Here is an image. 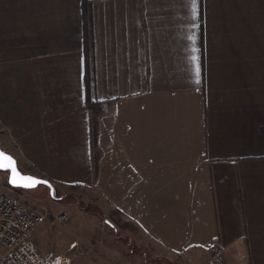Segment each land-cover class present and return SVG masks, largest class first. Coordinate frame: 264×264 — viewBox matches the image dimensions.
I'll return each instance as SVG.
<instances>
[{
    "label": "crops",
    "instance_id": "crops-1",
    "mask_svg": "<svg viewBox=\"0 0 264 264\" xmlns=\"http://www.w3.org/2000/svg\"><path fill=\"white\" fill-rule=\"evenodd\" d=\"M85 3L93 107L81 0H0V146L153 257L264 264V0Z\"/></svg>",
    "mask_w": 264,
    "mask_h": 264
},
{
    "label": "rangeland",
    "instance_id": "rangeland-1",
    "mask_svg": "<svg viewBox=\"0 0 264 264\" xmlns=\"http://www.w3.org/2000/svg\"><path fill=\"white\" fill-rule=\"evenodd\" d=\"M0 175L5 192L41 214L42 220L30 238L46 258L58 264H184L180 259L153 257L150 249L133 247L131 223L116 208L103 210L100 193L88 186L57 187L59 193L77 194L82 199L79 204L72 198L55 201L43 186L34 190L13 189L6 185V173L0 172ZM92 205L101 210L100 217L98 211L91 209Z\"/></svg>",
    "mask_w": 264,
    "mask_h": 264
},
{
    "label": "built area",
    "instance_id": "built-area-1",
    "mask_svg": "<svg viewBox=\"0 0 264 264\" xmlns=\"http://www.w3.org/2000/svg\"><path fill=\"white\" fill-rule=\"evenodd\" d=\"M1 186L0 180V264H58L46 258L30 238L32 230L42 220L41 214ZM210 257L204 264L218 263L219 247L210 248Z\"/></svg>",
    "mask_w": 264,
    "mask_h": 264
},
{
    "label": "snow or ice",
    "instance_id": "snow-or-ice-1",
    "mask_svg": "<svg viewBox=\"0 0 264 264\" xmlns=\"http://www.w3.org/2000/svg\"><path fill=\"white\" fill-rule=\"evenodd\" d=\"M190 8H191L192 18L193 20H195L198 15V0H190ZM193 27H195V25H193ZM190 38L195 39V34H193V36ZM192 51L194 53L191 57V61L193 64L194 80L198 84L200 82V74H201L199 58L197 55H195L197 49L193 48ZM0 169H10L11 176L9 178V183L12 184H17L18 181H23L24 186L32 187L38 183H47L46 181H39L34 177H22L20 173L17 171L12 157L8 156L3 151H0Z\"/></svg>",
    "mask_w": 264,
    "mask_h": 264
},
{
    "label": "water",
    "instance_id": "water-1",
    "mask_svg": "<svg viewBox=\"0 0 264 264\" xmlns=\"http://www.w3.org/2000/svg\"><path fill=\"white\" fill-rule=\"evenodd\" d=\"M0 151H3L5 154H7L8 156L12 157L13 159V162L15 164V167L17 169V171L20 173V175L22 177H34L36 179H38L39 181H46L47 183H38L36 184L35 186H32V187H28V186H24V182L23 181H18L17 184H12V183H9V178L11 176V171L10 169H0L1 172H5L7 177H6V185L8 187H12L13 189H16V188H26V190H34L36 188H40L41 186L45 187L46 188V191H47V194L48 196L51 197V199L55 200V201H61L62 199H74L76 201H78L79 204H82L81 200L77 194H74L73 192H62V193H59L57 191V186H55L51 180L48 178H45V177H42V176H39L38 174H31V173H28V172H25L24 170H21L19 167H18V163L16 162L15 158L13 155H11V153L9 151H7L6 149H3L1 146H0Z\"/></svg>",
    "mask_w": 264,
    "mask_h": 264
},
{
    "label": "trees",
    "instance_id": "trees-1",
    "mask_svg": "<svg viewBox=\"0 0 264 264\" xmlns=\"http://www.w3.org/2000/svg\"><path fill=\"white\" fill-rule=\"evenodd\" d=\"M85 2H86V0H81V4H82V6H81V17L83 18L82 19V28L84 29V32H83V42H84V44L82 46L83 47V55H84V57H83V68H84V70H83V81H84V83L83 84H84V94H85L84 97H85V102L87 104V107H93V106L97 105L100 102V100H97V101L96 100H91L89 98L90 95L88 94V83H89V81H87V70H88V68H87V62H86V57H87V55H86V47L87 46L86 45H88V44H87L86 39H85V32H86V29H85V19H86L85 6H86V3ZM94 122L95 121H93L91 123V133L93 135H95V133H94V131H95ZM93 159H94L93 164H94V167H95V162L97 161V158L94 156V154H93ZM75 186H77V185L74 183V184L71 185L70 188H75ZM18 189H23V188H18ZM91 209L98 211L99 212L98 213V215H99L98 217H100L101 210H99L98 207H96L95 205H92ZM110 228H111L113 234L116 235L117 233H115L116 230L114 229V227H112V225H111ZM133 247L140 248L139 246H137L135 244H133Z\"/></svg>",
    "mask_w": 264,
    "mask_h": 264
}]
</instances>
